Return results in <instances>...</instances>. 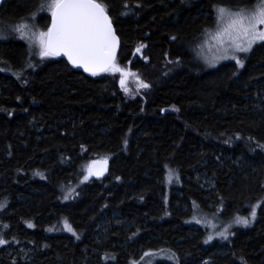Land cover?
Returning <instances> with one entry per match:
<instances>
[{
	"label": "trees",
	"instance_id": "16d2710c",
	"mask_svg": "<svg viewBox=\"0 0 264 264\" xmlns=\"http://www.w3.org/2000/svg\"><path fill=\"white\" fill-rule=\"evenodd\" d=\"M101 1L122 73L35 62L21 40L0 41V202L13 239L38 249L33 264H133L138 253H149L148 264H264V199L218 256L209 251L221 245L205 248L188 217L209 199L238 216L264 189V42L238 69H206L190 50L214 6L248 0ZM42 4L7 0L0 21L38 11L45 27ZM97 159L109 161L107 175L84 180ZM167 171L179 197L170 190L164 199ZM197 175L214 191L200 189Z\"/></svg>",
	"mask_w": 264,
	"mask_h": 264
},
{
	"label": "rangeland",
	"instance_id": "374dc122",
	"mask_svg": "<svg viewBox=\"0 0 264 264\" xmlns=\"http://www.w3.org/2000/svg\"><path fill=\"white\" fill-rule=\"evenodd\" d=\"M7 0H0V6L5 3ZM98 3L102 4L105 7L108 16L110 17L108 6L105 5L101 0H95ZM52 0H46V5L50 4ZM248 3L245 5H235L234 7H228L226 5H216L212 8V23L209 27H205L202 33L194 39V41L190 45V50L193 54V57L200 62L206 69H216L221 64H232L234 68H241L242 62L244 58L250 53L251 49L264 42V40H257L255 43L251 45V48L246 52L236 51L235 45L240 44L241 46H247V40L250 37H246L242 32L237 30L228 29L229 24L235 18V14L241 13L245 17H249L253 11L256 9L258 4V0H248ZM223 8L226 10V13L223 17H220L218 13V9ZM52 10L49 7H45L42 9V13H47L48 18L51 15ZM41 12H36L33 16H30L29 19H24V21L19 20L16 23L8 24L5 21H0V41H4L10 37L21 40L24 44H26L27 49L29 51V55L35 54V62H44L48 58H52V56L41 57L40 55V44H39V36L41 33H47V26H40ZM111 18V17H110ZM23 22L27 25V28L24 29L23 36L20 31H16L15 29ZM249 20H245V26L249 24ZM116 30V29H115ZM256 31H264V25L257 24ZM237 61L241 63L238 64ZM264 104V96L260 99ZM173 108H170L169 111H173ZM108 159V158H107ZM110 159V158H109ZM89 175L88 166L85 168V176ZM83 177V179H84ZM91 176H89L90 178ZM177 179V175L172 171H167L164 176V199L168 195V191L172 190L171 193L178 196V189L173 186L174 180ZM85 180V179H84ZM195 183L198 185L200 189L203 191H214L213 183L211 179L207 176H199L197 175L194 179ZM264 186V185H263ZM69 193V192H67ZM66 193V194H67ZM179 197V196H178ZM264 199V189L260 191V198L255 201L253 204H250L249 207L242 210L241 214L235 216V214L224 213L221 212V208L219 206L215 207L214 203L209 199H205V208L199 210L198 208H193L189 211L188 217L191 218L194 226H190L191 230L202 229L205 232L204 235V243L205 248L211 249L214 243L220 244V250H210L209 254L212 255H220L222 248L226 242H228L233 235L238 231H243L248 228L256 219L257 212L262 205ZM1 201V199H0ZM0 204H2L0 202ZM197 207V205H196ZM217 208V211H215ZM245 208V206H244ZM181 209L183 211L184 207ZM255 210V217L252 218L251 213ZM5 212L3 207H0V240H4V244H0V264H33L36 253L38 249L31 245L30 243L25 242V240H14L13 232L9 230L7 224H5L2 220V215ZM227 215V218L225 217ZM231 215V217L229 216ZM235 216V217H234ZM237 218L248 219L249 223L247 225L236 223ZM106 226L105 221L98 225L97 228L101 230V233L104 231ZM64 230L71 234L65 229V224H63ZM96 228V229H97ZM223 234V235H221ZM211 237V239H209ZM207 241V243H206ZM149 254V253H148ZM148 254H144L141 256L139 253L135 256L136 260L133 264H148ZM155 254V253H154ZM151 253V256L154 255ZM142 257L144 259H142ZM159 257V256H157ZM162 261V260H158ZM205 262V261H204ZM208 262V260L206 261ZM160 264H167L160 263ZM203 264V263H201ZM205 264V263H204Z\"/></svg>",
	"mask_w": 264,
	"mask_h": 264
},
{
	"label": "snow or ice",
	"instance_id": "6c2138e0",
	"mask_svg": "<svg viewBox=\"0 0 264 264\" xmlns=\"http://www.w3.org/2000/svg\"><path fill=\"white\" fill-rule=\"evenodd\" d=\"M45 6L52 10L53 26L47 33H41L39 36L41 57L66 55L74 66L83 67L93 75H96L97 71L123 72L114 64L115 36L112 34L111 23L102 4L95 0H52L50 4L41 5L42 8ZM218 13L223 17L226 10L220 8ZM246 19L250 21L247 26H245ZM257 24L264 25V0H258L256 9L249 17L241 13L235 14L228 29H225V31L237 30L244 36L250 37L246 42L247 46L236 44V51L246 52L257 40H264V31H256ZM26 28L27 25L21 22L15 30L20 31L24 38L23 33ZM237 63L241 62L237 61ZM123 84L124 80H121V85ZM142 87L147 88L148 85L142 84ZM92 167L89 166V175L84 177L85 180L91 175L102 174V171L94 172ZM3 206L0 204V207ZM255 214L253 210L252 218ZM236 223L247 225L249 221L237 218ZM65 229L69 232L73 231L67 222ZM4 243V240H0V244Z\"/></svg>",
	"mask_w": 264,
	"mask_h": 264
},
{
	"label": "water",
	"instance_id": "95a60500",
	"mask_svg": "<svg viewBox=\"0 0 264 264\" xmlns=\"http://www.w3.org/2000/svg\"><path fill=\"white\" fill-rule=\"evenodd\" d=\"M95 2H97V1H95ZM106 14H107V12H106ZM107 16H108V14H107ZM108 19H109V21L111 23L112 34L115 36V53H114V55H115V59H116L117 53L119 51L120 39L117 36L116 30H115V28H114L109 16H108ZM52 26H53V16H52V12H51V15H50V18H49V24H48L47 32L49 31V29L52 28ZM52 57L63 59L67 64H69L71 67L75 68L76 70L81 71V72H83L85 74H88V75H93L91 72L85 71L83 67L74 66L69 61V59H68V57L66 55L61 54V55L52 56ZM115 59H114V62H115ZM104 72H106V71H97L96 75L102 74ZM104 161H106V163H103ZM90 165L93 166L92 170L94 172L102 171V174H100V175H91L92 178L101 179V178H103V177H105L107 175L108 169H109V161L108 160H106V159H97V160H94L93 162H91L89 164V166ZM89 166H88V171H89Z\"/></svg>",
	"mask_w": 264,
	"mask_h": 264
}]
</instances>
